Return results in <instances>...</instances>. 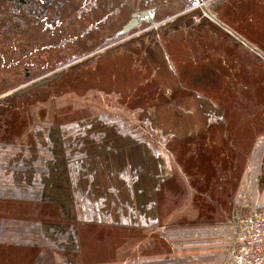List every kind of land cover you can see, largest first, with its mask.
I'll use <instances>...</instances> for the list:
<instances>
[{"label": "rangeland", "instance_id": "rangeland-1", "mask_svg": "<svg viewBox=\"0 0 264 264\" xmlns=\"http://www.w3.org/2000/svg\"><path fill=\"white\" fill-rule=\"evenodd\" d=\"M187 1L188 3L184 5L193 6L192 8L196 6L192 13L197 12L203 17L193 22L185 17L179 24L182 27V34L175 35L169 43H172L170 45L176 49L180 58L192 51L188 49L189 45L187 47L183 45V50L179 53L178 46L182 43H201L198 51L210 50L208 53L211 54L213 47L208 43H216L219 40L213 37L217 32L210 33L207 30L208 27L212 29V26L218 28V24L205 16L200 2ZM217 1L219 3L215 4ZM203 2L220 23L230 27L252 45L264 50V0H203ZM210 4H213L211 8ZM182 6V4L174 6L170 9L171 13L181 10ZM179 14H173L170 20L176 19ZM163 19H157L161 22L156 21V25L166 22ZM160 27L163 28L164 25H160L159 29ZM218 30L220 31V28ZM159 33L162 43H168L162 37V32ZM217 34L228 35L231 40L235 39L224 28ZM233 41L237 44L225 38L220 40L221 47L229 53L225 60L226 65L223 64L224 67L222 65V76L225 79L221 78V82L223 85H234L233 82L238 81V86L242 87L243 81L247 86L236 89L235 93L230 88H225L227 93L225 97H234L238 104V110L231 108L230 114L234 112L233 119H242L238 126L235 123L236 126L232 125L230 129L231 132H235L243 125L247 130H254L252 154H255L252 158H258L261 166L264 163V136L262 146L255 148V140L264 135V129L259 131L256 126L253 129L251 121L256 123L257 116L264 119V65L252 58L249 59L248 53L258 58L260 55L236 39ZM142 43L148 42L143 40L141 45ZM104 47L105 43L98 51ZM179 50L181 51L180 48ZM138 52H141V55L135 57L129 51L119 50L104 55L99 62H88V65L82 63L70 73H64L60 82L54 85L61 93L46 92L49 87L46 84L36 92L11 99H2L3 96H0V264H200L203 261L205 264H226L225 259L220 261L216 255L219 250L216 249L215 240L211 245L213 254L206 255L200 249L207 239L205 236H195L197 229L187 236L186 233L189 231L180 220L158 217L154 222L151 214L149 215V207L143 210L144 216L137 227H133L130 221L118 223L116 200L122 201L120 197L115 199L114 196V200L108 202L99 198L91 202L87 200L86 202L93 205L98 213L97 218L94 217L96 221L85 217V213L88 212L86 208H79V201L74 193L76 175L70 155L77 151L85 152L83 146L86 145L83 143L98 136V128L115 130L106 133L105 137L109 142L106 151L113 157L123 159L115 153L121 145L107 138V135L111 134L122 132L126 136H133L130 140L140 143V149L143 151H139L138 163L128 161V164L124 165V173L120 174L125 182L123 189L115 180L109 182L111 185L109 192L117 186L121 190V195H124L128 207L126 217L138 209L137 200L134 198L136 188L133 186L137 183L143 188L145 184H149L146 175L153 158L145 154L146 145L154 146L164 154L167 152L173 159L169 148L171 134L157 125L146 112L148 107L152 108L156 104L164 106V103L155 97L147 100L151 97L148 92L159 90L157 76L148 52L144 50ZM235 55L240 60L231 59ZM261 60L264 62L263 58ZM67 62L62 61L59 66ZM233 64L235 68L231 69L230 66ZM189 67L194 69L192 65ZM229 72L232 74L229 75ZM86 75L89 77L86 78ZM230 76L233 79H230ZM190 79L186 78L185 81L190 82ZM140 81L143 85L139 84ZM99 87L109 91L105 90L104 95H97L98 90L94 88ZM121 91L124 93V104L121 100ZM91 100L98 102L97 107H101L103 112H95L98 110L92 111L90 107H86L85 103ZM99 119L102 124L97 121ZM123 123L124 126L121 127ZM231 132L230 135L233 137ZM58 136L63 138L60 145L55 142ZM258 150L259 153H256ZM95 153L99 151L95 150ZM10 156L12 157L9 158ZM107 170L112 173V169ZM3 173H6L5 179ZM109 173L95 175L96 183L100 185L108 176L111 181L113 178ZM259 188H254L253 192V202L256 201L258 204L260 203L258 200L264 198L262 197L264 187ZM143 191L137 188L136 192ZM112 192L116 193L117 189ZM126 194L129 197H126ZM198 194L201 196L200 203L204 204L206 202L204 197L208 196V193L198 189ZM99 195L104 196L105 193ZM185 195L186 193L183 195L179 192L177 197L174 195L167 203L180 201ZM165 200L163 194L159 196L161 208L166 206ZM96 204L102 205L105 213L103 217ZM205 210L212 211L209 207Z\"/></svg>", "mask_w": 264, "mask_h": 264}, {"label": "crops", "instance_id": "crops-1", "mask_svg": "<svg viewBox=\"0 0 264 264\" xmlns=\"http://www.w3.org/2000/svg\"><path fill=\"white\" fill-rule=\"evenodd\" d=\"M218 28L220 27L218 26ZM128 38H124V40H128ZM145 40L148 43H142V45L141 43H123L125 47H121L120 50L129 51L135 57L138 54L141 55L138 49L148 52L157 76L156 82L159 90L154 92L156 99L159 100V92H163L168 101L164 106L156 104L152 108L148 107L146 112L157 125L162 126L161 128L165 132L169 131L171 134L169 148L173 159L167 152L164 154L154 146L149 147L146 145L145 154L153 158L150 163L151 167L148 169V175H146L149 184H145L142 188L137 183H133V185L135 184L133 187L136 188L134 189L136 194L134 198L137 200L138 209L137 212H133L126 217L128 207H126L124 195H121V190L117 186L112 190L117 189L116 193L109 192L111 189L109 182L115 180V183L123 189L125 182L121 179L122 175L120 174L124 173V165H127L128 161L138 163L139 151H142L140 149L141 145L130 140L133 136H126L122 132L121 134L107 135V138L113 143L121 145V148L118 147L119 150H116L115 153L116 156H122L123 159L113 157L109 151H106L109 142L105 137L106 133L115 130L98 128L97 133L99 135L87 139L83 143L86 145L83 146L85 152L77 151L75 154L70 155L72 157L71 161H73L74 174L76 175V181H74L76 191L74 193L79 201V208H86L88 212L85 213V217L96 221L94 217L97 218L98 213L93 205L86 201L91 202L99 198L108 202L114 200V196L115 199L120 197L122 201L116 200L118 223H128L130 221L133 223V227H137L140 226L141 219L144 216L143 210L149 207V215L151 214V219L154 222L157 221L158 217L160 219L174 218L173 221L180 220L183 223L182 225L189 231V233H186L187 236H190L197 229L195 236H205L204 238L207 239L201 245L200 250L202 253L212 255L213 248L211 245L215 240L216 249L219 250L216 255L220 261L224 260L228 247L229 225L235 218L248 211V208H246V202L248 201L246 189L243 185L246 163L255 154H252V132L254 133V130H247L242 125V128L240 127L238 131L231 132V126L235 123L238 126L242 119H233L234 112L230 114V109L235 108L238 110V104L234 97H225L227 94L225 88L228 87L235 93L236 89L233 88L235 86L223 85L221 82V78L225 79L222 76V65H226L225 60L227 59L225 55L215 54L214 52H218L214 49L209 54L210 50L208 49L209 51L206 52L207 57H196L200 55L199 53L195 56H189L190 52V54L187 53L185 57L181 56L180 58L177 56L176 49L169 45L172 43H162L159 36H151V38L146 36ZM184 44L178 46L179 53L182 52ZM208 45L215 48L218 43H208ZM184 46L187 47V45ZM256 47L259 49L258 46ZM188 49H192V47H188ZM136 50L137 52H135ZM261 50L264 52L263 49ZM225 51L227 50L225 49ZM227 55L229 57V53ZM236 57V55L233 56L234 61H236ZM190 65L194 69L189 67ZM186 78L187 80L191 78L190 82L185 81ZM241 82L244 86L239 88L247 86L246 83ZM95 90H98L97 95L105 94V90H101V88ZM88 102L85 103L86 107H90L92 111L98 110L95 112H103L101 107H97L98 102L93 100ZM91 119L93 121V118ZM97 121L100 124L103 123L100 119ZM251 124L254 129L255 123L251 121ZM123 126L124 123L121 124V127ZM230 132L233 137H231ZM55 140L60 145L63 138L58 136ZM95 150L99 153H95ZM256 153H259V150ZM96 158L98 160H95ZM115 166L116 170H114ZM105 167L112 169V173H109ZM102 173L111 174L113 179L109 181L110 176H108L106 181H101L98 185L95 175ZM3 174L5 179L6 173ZM254 187L255 189L264 187V163H262L258 181ZM137 188L144 190L143 193L136 192ZM198 189L202 190L203 193H208V196L204 197L206 199L204 204L200 203L201 196L198 194ZM103 192L105 193L104 196L99 195ZM179 192L183 195L186 193L182 200L167 203L168 200L174 198V195L177 197ZM117 193L119 196H117ZM162 194L166 198V206L163 208H161L159 201V196H162ZM126 197H129V195L126 194ZM203 201L202 198V203ZM258 201H260L259 204L256 201L254 204L264 205V198ZM96 205L99 206L97 208H100L99 212L103 217L105 213L102 210V205ZM206 207L211 208L212 211L208 212L205 210ZM177 210L179 211L177 212ZM117 234L119 235L118 232ZM207 261L209 263V260ZM200 264H205V261Z\"/></svg>", "mask_w": 264, "mask_h": 264}, {"label": "flooded vegetation", "instance_id": "flooded-vegetation-1", "mask_svg": "<svg viewBox=\"0 0 264 264\" xmlns=\"http://www.w3.org/2000/svg\"><path fill=\"white\" fill-rule=\"evenodd\" d=\"M187 3V0H0V96L55 74L57 77L46 83L49 85L46 92L61 93L54 85L64 73L82 63L99 62L104 55L125 47L123 43H141L146 36L161 35L156 29L160 25H164L159 29L163 33L173 23H182L185 17L193 22L196 6L186 7ZM181 4V10L171 13L170 9ZM176 13L180 14L170 20ZM162 18L166 22L156 25V21L161 22L157 19ZM131 22L136 25L127 34L128 40H124L125 35L119 31ZM145 29L143 35L138 34ZM104 43L100 53L98 50ZM62 61H68L67 66L65 63L59 66ZM46 84L13 97L36 92Z\"/></svg>", "mask_w": 264, "mask_h": 264}, {"label": "built area", "instance_id": "built-area-1", "mask_svg": "<svg viewBox=\"0 0 264 264\" xmlns=\"http://www.w3.org/2000/svg\"><path fill=\"white\" fill-rule=\"evenodd\" d=\"M205 16H208L206 12ZM202 17V14H194L192 19L194 21ZM208 17L214 20L213 17ZM141 32L143 30L139 34ZM263 136L255 140V148L263 143ZM261 167L258 158L251 157L246 163L243 186L246 189L248 211L235 218L229 225L226 264H264V205H255L253 202L254 186L258 181Z\"/></svg>", "mask_w": 264, "mask_h": 264}, {"label": "trees", "instance_id": "trees-1", "mask_svg": "<svg viewBox=\"0 0 264 264\" xmlns=\"http://www.w3.org/2000/svg\"><path fill=\"white\" fill-rule=\"evenodd\" d=\"M180 24V23H179ZM175 25L174 23L170 26V28H169V30H166V31H164L162 34H163V38L164 39H166V41L169 43V41H171L172 40V38L175 36V35H178V34H182L181 32V28L182 27H180V25ZM192 24V23H191ZM186 27H188V25L186 26ZM208 32H212V31H214V32H217V33H219V30H218V28L217 27H213L212 26V29H210L209 27H208V30H207ZM217 33H214L213 35V37L214 38H216V39H218L219 40V42H216V43H218V45L215 47V48H213L215 51H217L218 53H216V52H214L215 54H218V55H220V56H223V55H225L227 58H228V53H227V51H225V49H223L222 47H220V44H222V43H220V40L221 39H223V38H225V40L227 39V40H229V41H231L232 43H234V44H237L236 43V41H233V40H235V39H232L231 40V38H230V36H228V35H222V34H217ZM194 37H196V36H194ZM182 44H184V43H182ZM200 44V43H199ZM199 44L198 43H185L184 45H189V47H192V51H191V54L189 55V56H195V55H197V53H200L201 55H199V56H197V57H200V56H205V57H207L208 56V54L204 51H198V47H199ZM170 45V44H169ZM200 46H201V44H200ZM199 49H200V47H199ZM138 51H140V49L138 50ZM194 51V52H193ZM227 54H226V53ZM248 53V52H247ZM131 54V53H130ZM193 54V55H192ZM249 55V59H251L252 58V60H254V61H257V62H259L260 64H262V65H264V62L260 59V58H258V57H255V56H252V55H250V53H248ZM236 58H238V57H236ZM233 59V58H232ZM239 60H240V58H238ZM234 60V59H233ZM248 64H250L251 65V62L250 63H248ZM231 67V69H233V68H235V64H233V66H230ZM252 67V66H251ZM117 74V73H116ZM232 73L231 72H229V75H231ZM89 76H87L86 75V78H88ZM234 78H236L237 79V77H234ZM230 79H233L232 78V76H230ZM229 79V80H230ZM143 82H139V84L140 85H143L142 84ZM234 83V85H232V86H235V87H233L234 89H238L239 88V86H238V81L235 83V82H233ZM242 83V82H241ZM141 87V86H140ZM99 88H101V89H104V90H106V91H109L108 89H105V88H103V87H99ZM94 89H96V88H94ZM120 91V90H119ZM155 92V91H154ZM154 92H151V93H149L148 92V95H150L151 97L150 98H148L147 100H151V99H153L154 97L156 98V96H155V94H154ZM120 93H122V104H124L125 102H124V93L121 91ZM22 95H24V94H22ZM159 95H160V97H159V99H160V102H162V103H166L168 100H167V97H165V95L163 94V92H159ZM16 97V96H15ZM14 98V97H13ZM146 100V99H145ZM160 105H161V103H159ZM257 118V122L255 123V126H256V128L259 130V131H261V130H263L264 129V119H262V117L261 116H257L256 117ZM262 119V120H261Z\"/></svg>", "mask_w": 264, "mask_h": 264}, {"label": "water", "instance_id": "water-1", "mask_svg": "<svg viewBox=\"0 0 264 264\" xmlns=\"http://www.w3.org/2000/svg\"><path fill=\"white\" fill-rule=\"evenodd\" d=\"M202 5H203V8L205 9V12L206 14H208V16H211L214 18V20L216 22H218V24L220 25L221 28H224L225 30H228L229 33H231V35L239 42H241L242 44H244L245 46L249 47L252 51H254L256 54L260 55L261 59L263 58L264 59V52H262L261 50H259L257 47H255L254 45H252L250 42H248L245 38H243L242 36H240L238 33H236L234 30H232L230 27H228L227 25L225 24H222L219 22V20L211 14V12L208 11L207 7H205V3L203 2V0H198ZM211 6H213V4H210L209 5V8H211ZM136 24L134 23H129L127 25H125L123 27V29H121L119 31V34H124L126 37L127 34L129 33V31L135 26ZM57 77V74L55 75H50V76H46V77H43L41 79H39L38 81H36L35 83H33L32 85L28 86L27 88H24V89H20V90H17L15 91L14 93H11V94H8L6 96H3L1 97L2 99H7V98H12L14 95L16 94H21L23 92H25L26 90L28 89H31L32 87H35V86H39V85H43V84H46L50 81H52L54 78Z\"/></svg>", "mask_w": 264, "mask_h": 264}, {"label": "bare ground", "instance_id": "bare-ground-1", "mask_svg": "<svg viewBox=\"0 0 264 264\" xmlns=\"http://www.w3.org/2000/svg\"><path fill=\"white\" fill-rule=\"evenodd\" d=\"M215 16V15H214ZM214 22H216L215 20H214ZM218 24V23H217Z\"/></svg>", "mask_w": 264, "mask_h": 264}]
</instances>
